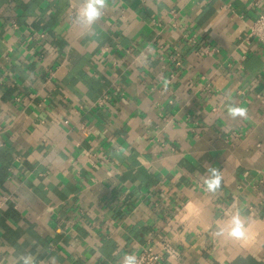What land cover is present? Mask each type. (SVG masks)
<instances>
[{
    "label": "crops",
    "instance_id": "obj_1",
    "mask_svg": "<svg viewBox=\"0 0 264 264\" xmlns=\"http://www.w3.org/2000/svg\"><path fill=\"white\" fill-rule=\"evenodd\" d=\"M81 4L0 0V264H264V0Z\"/></svg>",
    "mask_w": 264,
    "mask_h": 264
},
{
    "label": "clouds",
    "instance_id": "obj_2",
    "mask_svg": "<svg viewBox=\"0 0 264 264\" xmlns=\"http://www.w3.org/2000/svg\"><path fill=\"white\" fill-rule=\"evenodd\" d=\"M107 7V0H82V4L77 11L75 20L86 29L92 27L103 17ZM228 116L232 119L247 118V109L238 106L235 103H229L227 106ZM210 175L205 179L206 189L210 192H216L221 187L222 174L219 168L210 166L208 169ZM248 220L238 211L226 219H221L216 223L214 235L217 237H230L242 240L246 237ZM55 258L53 257V260ZM22 264H36V258L28 253L19 257ZM121 264H139L135 254H128L123 257Z\"/></svg>",
    "mask_w": 264,
    "mask_h": 264
},
{
    "label": "built area",
    "instance_id": "obj_3",
    "mask_svg": "<svg viewBox=\"0 0 264 264\" xmlns=\"http://www.w3.org/2000/svg\"><path fill=\"white\" fill-rule=\"evenodd\" d=\"M250 34L264 46V11L259 15L256 22L251 26ZM11 200L10 197L0 196V214L6 203ZM139 264H166L161 254L157 253L151 247L143 248L137 255Z\"/></svg>",
    "mask_w": 264,
    "mask_h": 264
}]
</instances>
